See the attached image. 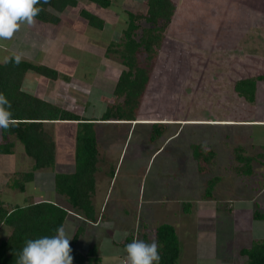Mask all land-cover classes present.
<instances>
[{"label": "rangeland", "instance_id": "rangeland-1", "mask_svg": "<svg viewBox=\"0 0 264 264\" xmlns=\"http://www.w3.org/2000/svg\"><path fill=\"white\" fill-rule=\"evenodd\" d=\"M77 1L78 7L65 14L69 17L58 28L38 21L22 24L12 39L0 41V65L19 58L57 71L68 81L54 82L29 72L23 88L79 117L99 118L115 101L112 91L123 69L121 58L106 55V49L120 41L126 11L144 6L139 0H112L103 9L91 0ZM175 2L177 14L159 53L160 66L150 77L148 91L153 96L142 100L139 116L176 121L155 142L150 141L149 123L97 126L103 159L97 165L101 172L93 206L97 213L103 207L108 219L93 228L82 214L69 212L63 228L71 239L83 227L78 249L94 246L110 264H121L122 258L125 264L126 243L121 237L142 233L144 225L150 234L160 224L176 230L177 264H244L239 251L264 239V220L253 219L255 211L264 214V82L257 84L253 103H235L232 85L254 72L264 73V0ZM82 9L108 27L101 32L90 28L77 16ZM243 66L250 70H240ZM240 116L253 122L234 123ZM212 117L218 124L205 122ZM74 128L70 123L46 125L57 148L54 167L37 171L25 195L3 188L0 199L6 197L13 206L40 200L61 205L63 196L54 191L53 177L74 169ZM6 141L14 147L11 155L0 154V189L4 177L31 168L23 146L13 136L3 137L0 129V143ZM199 144L216 153L208 175L197 172L192 158V145ZM237 147L244 152L234 153ZM236 155L257 157L252 176L235 172L243 165ZM212 177H219V183L213 198L204 200L206 181ZM7 231L0 227V242Z\"/></svg>", "mask_w": 264, "mask_h": 264}, {"label": "trees", "instance_id": "trees-1", "mask_svg": "<svg viewBox=\"0 0 264 264\" xmlns=\"http://www.w3.org/2000/svg\"><path fill=\"white\" fill-rule=\"evenodd\" d=\"M101 8L107 9L112 0H91ZM144 9L126 11V28L121 31L120 41L111 42L106 49V55L112 53L119 56L122 62V72L115 82L112 96L115 101L108 104L102 121L115 124L142 122L149 123L151 129L150 141L155 142L166 134L170 120H156L139 116L141 102L152 93L148 91L154 67L159 64V53L165 43V36L177 14L175 0H139ZM40 9L35 20L47 26H61L65 14L78 7L77 0H40L36 5ZM78 17L96 30L103 31L108 27L101 18L84 9L78 11ZM144 23L146 26H142ZM115 44V45H114ZM115 47V49L113 48ZM250 70L243 66L240 70ZM33 72L41 77L57 82L68 81L66 76L44 65H33L28 62L9 58L0 65V93H3L11 104L14 124L7 129H1L3 137L13 136L22 146L25 155L31 161V169L27 172H17L9 183L12 191L23 193L25 185L32 182L34 173L42 169H51L55 163V143L44 130L46 125L67 123L74 125V160L73 174L55 176L54 191L62 195L71 209L82 214L89 221L95 220V210L92 198L95 193L94 174L98 171L99 143L96 120L79 117L68 110L34 96L23 88L27 73ZM251 73V72H250ZM257 73V72H254ZM252 74L249 77L234 81L232 94L235 103L255 102L257 84L264 82V73ZM153 96V95H152ZM240 105V104H236ZM214 122V120H210ZM235 123H252L249 118L238 117ZM113 124V123H110ZM130 125V124H128ZM14 144L0 143V154H12ZM209 145H192V158L196 162L197 172L208 175L212 172L216 153ZM244 152L237 147L234 153ZM243 165L235 168L237 174L250 177L254 174L252 164L257 157L236 155ZM219 177L206 181L203 199L213 198V191L219 183ZM187 205V204H184ZM68 212L52 202L27 203L22 206H7L0 201V226L10 229L9 236L0 242V264H17V259L25 242L44 236H54L56 230L64 226ZM254 220H264V214L255 211ZM84 233L78 227L70 240L73 264H100L101 259L95 247L88 252H80L77 242ZM136 235V234H135ZM137 237L131 235V238ZM140 238L146 243L155 241L158 244L159 264H177L180 255V242L174 226L160 224L153 233H147L143 226ZM131 240V239H130ZM129 242V240H127ZM128 243L125 244V246ZM239 255L245 258L244 264H264V239L254 242L251 247L243 248Z\"/></svg>", "mask_w": 264, "mask_h": 264}, {"label": "clouds", "instance_id": "clouds-1", "mask_svg": "<svg viewBox=\"0 0 264 264\" xmlns=\"http://www.w3.org/2000/svg\"><path fill=\"white\" fill-rule=\"evenodd\" d=\"M40 0H0V41L10 40L22 24L36 23ZM47 2V0H45ZM19 60V58H17ZM10 102L0 93V129H7L15 121L12 119ZM70 238L63 227L54 236H44L25 242L17 264H72L73 257ZM125 264H159L158 244L134 239L125 246Z\"/></svg>", "mask_w": 264, "mask_h": 264}, {"label": "crops", "instance_id": "crops-1", "mask_svg": "<svg viewBox=\"0 0 264 264\" xmlns=\"http://www.w3.org/2000/svg\"><path fill=\"white\" fill-rule=\"evenodd\" d=\"M55 101V100H54ZM54 104H55V102H54ZM63 108V107H62ZM67 110V109H66ZM103 115V114H102ZM102 115L99 117V118H85V119H88V120H96L95 122L97 123V126H100L101 125V123H103V124H110V123H114V122H104V121H102V120H100V119H102L101 117H102ZM213 118V120L214 119H216V117H212ZM174 121H176V120H173V121H171V122H174ZM171 122H169L170 123V125H171ZM189 122V121H188ZM205 122H212V121H210V120H206ZM217 122V120H214V122H212V123H216ZM234 122V121H233ZM175 123H177V122H175ZM196 123V122H195ZM235 123V122H234ZM264 123V122H263ZM216 124H218V123H216ZM97 137H98V135H97ZM98 142H99V140H98ZM100 148V147H99ZM56 147H55V163H56ZM99 151H100V149H99ZM13 154V153H12ZM9 155H11V154H9ZM73 155H74V150H73ZM102 159L103 158H101V155L99 154V162H102ZM98 162V163H99ZM55 163H54V165H55ZM74 163H75V160H74ZM72 167L74 168V169H72L73 171L72 172H58V173H55L54 174V177H53V182H54V184H55V176L56 175H59V174H64V175H66V174H73L74 172H75V164L73 165L72 164ZM31 169V168H30ZM29 169V170H30ZM97 169H98V167H97ZM29 170H27V171H29ZM27 171H23V172H27ZM37 172V171H36ZM36 172L34 173V179H33V181L32 182H29V183H27L26 185H25V191L23 192V193H20V194H22V195H25L26 194V188H27V186L29 185V184H31V183H33L34 181H35V175H36ZM101 172V170L100 169H98V171L94 174V181H95V193H94V196L96 195V177H98L99 176V174L98 173H100ZM17 173V172H16ZM14 174L15 173H13L12 175L10 174V175H7L6 177H4V186L0 189V193H1V190L4 188V190H6L7 192H16V191H12L10 188H9V183H10V181H11V179L13 178V176H14ZM109 174H111L108 178L109 179H111L112 178V173H109ZM5 191V193H7ZM100 191V190H99ZM18 193V192H17ZM58 194V193H57ZM60 195V194H59ZM60 196H62V195H60ZM94 196H93V198H94ZM11 198H10V200H12V195L10 196ZM93 198H92V203H93ZM4 199H6V197H4L2 200L0 199V201L1 202H3L5 205H7V206H13V205H8V202L7 201H5ZM9 199V198H8ZM9 200V201H10ZM39 202H47V201H44V200H40V201H35L34 203H39ZM60 202H61V205L59 204H57V203H54V204H56L57 206H59V207H61V206H63L64 205V208L63 207H61V208H63V209H65L67 212H68V217L70 218V215H69V212H71V214H75V215H77V216H79L77 213H75L71 208L69 209V208H66L65 207V205H67V202H66V200H65V198L64 197H62L61 198V200H60ZM69 205V204H68ZM15 206V205H14ZM94 207V206H93ZM69 209V210H68ZM102 209H103V207L101 208V210H100V213L98 212H96L95 211V220L94 221H89V220H87V221H89V222H91L92 223V225L93 226H91V227H93V228H96V227H98L99 225H101L102 223H105L106 221H107V219H108V217H106V213H105V211H103L102 212ZM95 210V209H94ZM68 217H67V219H68ZM80 217H83L84 218V216H80ZM66 219V220H67ZM66 222V221H65ZM65 224V223H64ZM1 226H3V225H1ZM0 226V227H1ZM64 227V226H63ZM7 228V227H6ZM83 228V227H82ZM142 228H143V226H142ZM156 227L154 226V229H155ZM83 230H84V228H83ZM143 230V229H142ZM142 232V231H141ZM149 232V230H148V227H147V233ZM133 233V232H132ZM9 234H10V229H9V232L7 231L6 233H5V235H4V238H7L8 236H9ZM74 235V234H73ZM136 235H137V237H140V235H141V233L140 234H137L136 233ZM82 236V235H81ZM80 236V237H81ZM178 236V235H177ZM122 239H121V242H125V243H128V241L127 240H130V243H131V241H132V239L133 238H131V235H129L128 236V234H126L125 236H123V237H121ZM79 240H80V238H79ZM79 240H78V242H77V245H76V248L78 249V246H79ZM140 240H142V239H140ZM121 242H119V243H121ZM114 244H118V243H115V241H114ZM122 244V243H121ZM92 247H94V246H92ZM124 248H125V246H124ZM79 250V249H78ZM98 250H99V248H98ZM80 251V250H79ZM89 250H87V248H85V250H84V252L83 253H86V252H88ZM81 252V251H80ZM99 256V255H98ZM100 257V256H99ZM100 259H101V263L100 264H110V263H108L106 260H105V258H101L100 257ZM122 262H123V258H122V260H121V264H122ZM73 264V263H72Z\"/></svg>", "mask_w": 264, "mask_h": 264}]
</instances>
